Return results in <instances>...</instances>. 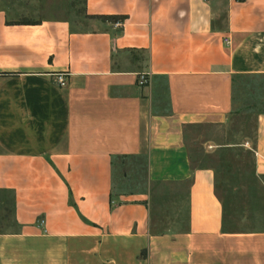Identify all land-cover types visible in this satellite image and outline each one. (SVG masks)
Segmentation results:
<instances>
[{"label": "crops", "instance_id": "crops-1", "mask_svg": "<svg viewBox=\"0 0 264 264\" xmlns=\"http://www.w3.org/2000/svg\"><path fill=\"white\" fill-rule=\"evenodd\" d=\"M74 6L0 0V264H264V110L233 97L264 0ZM237 115L255 180L220 191L189 129Z\"/></svg>", "mask_w": 264, "mask_h": 264}, {"label": "rangeland", "instance_id": "rangeland-1", "mask_svg": "<svg viewBox=\"0 0 264 264\" xmlns=\"http://www.w3.org/2000/svg\"><path fill=\"white\" fill-rule=\"evenodd\" d=\"M30 1V0H24ZM81 1L73 0L76 14L81 11ZM234 103L236 111L257 112L264 110V75L238 77L235 79ZM253 128L252 117L234 116L232 121L222 125L203 124L192 132L188 145L192 153H207L201 156L204 163L214 166L218 190H231L229 185H244L255 180L252 170V152L246 146H239L242 134L251 133ZM195 132V133H194ZM212 142L220 145L210 153L207 146ZM228 144H234L228 145ZM195 153V154H196ZM195 154H192L194 157ZM117 177L114 178L116 183Z\"/></svg>", "mask_w": 264, "mask_h": 264}, {"label": "built area", "instance_id": "built-area-1", "mask_svg": "<svg viewBox=\"0 0 264 264\" xmlns=\"http://www.w3.org/2000/svg\"><path fill=\"white\" fill-rule=\"evenodd\" d=\"M224 42H225L226 44L229 43L228 40H225ZM53 78H54L55 82H56L59 86H63V85L65 84V76H64L63 73H61V72L55 73V74L53 75ZM144 81H145V76H144V74L139 73V74L137 75V84H138V85H141V84L144 83ZM207 147H209V146H207Z\"/></svg>", "mask_w": 264, "mask_h": 264}]
</instances>
